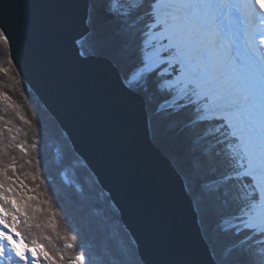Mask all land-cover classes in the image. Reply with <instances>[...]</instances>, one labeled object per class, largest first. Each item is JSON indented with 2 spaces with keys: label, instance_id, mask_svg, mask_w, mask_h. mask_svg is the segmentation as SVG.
<instances>
[{
  "label": "snow or ice",
  "instance_id": "1",
  "mask_svg": "<svg viewBox=\"0 0 264 264\" xmlns=\"http://www.w3.org/2000/svg\"><path fill=\"white\" fill-rule=\"evenodd\" d=\"M86 23L90 31L74 40L82 60L103 57L117 71L121 85L144 95L151 105L154 95L147 85L155 73V90L165 96L157 113L190 106L196 113L188 124L207 121L202 136L185 142V125L157 122L150 116L148 139L182 180V187L198 213L202 237L208 245V264H264V0H90ZM134 13V20L130 17ZM130 21L138 33L134 46L139 63L122 67L131 50L120 28L97 26L98 17ZM32 23L26 0H0V45L9 52L6 27L26 31ZM82 42H84L82 44ZM0 73L15 68L13 87L23 80L10 54ZM4 110L14 109L32 131L27 148L15 143L20 129L0 116V264H88L77 247L76 234L57 231L54 219L38 229H51L63 246L45 247L33 237L26 242L20 228L38 213L51 208L53 196L41 163V127L26 119L12 97L0 90ZM47 117L44 153L61 187L83 210V218L98 227L114 225L112 234H127L119 223L121 210L110 194L104 195L96 174L75 150L57 117L45 104ZM11 137V139H9ZM19 148L30 158L27 166L31 187L22 178L13 151ZM35 153L32 157L31 153ZM40 171V176L37 175ZM41 177H43L41 179ZM51 241L52 237L44 238ZM18 244L20 246H18ZM123 253L130 252L122 242ZM133 264H146L138 252ZM98 264H100L98 258Z\"/></svg>",
  "mask_w": 264,
  "mask_h": 264
},
{
  "label": "water",
  "instance_id": "2",
  "mask_svg": "<svg viewBox=\"0 0 264 264\" xmlns=\"http://www.w3.org/2000/svg\"><path fill=\"white\" fill-rule=\"evenodd\" d=\"M89 2L26 0L32 23L24 32L6 27L9 54L118 205L146 264H208L192 199L149 142L144 95L125 89L103 57L77 55L74 40L90 31Z\"/></svg>",
  "mask_w": 264,
  "mask_h": 264
},
{
  "label": "trees",
  "instance_id": "3",
  "mask_svg": "<svg viewBox=\"0 0 264 264\" xmlns=\"http://www.w3.org/2000/svg\"><path fill=\"white\" fill-rule=\"evenodd\" d=\"M136 14L138 13H134L132 17H130V20H134ZM97 26L100 28L121 29V32L125 37L124 43L128 44L129 49L131 50L128 59L124 61L122 65L123 68L130 70L140 62L134 48L138 42V33L135 28L130 25V21L112 19L101 14L98 17ZM83 43L84 42H82V44ZM8 54L9 52L6 54L4 46L0 45V63H2L4 67H8L6 63ZM12 76H16L17 79H20L15 68H13L12 72L7 75L0 73V90L7 92L12 97V101L20 106V111L26 119H30L35 122V112L37 113V120L39 121L41 127L40 143L42 169L48 182L50 193L53 196L51 208H49L48 205L43 206L47 215L44 213H38L37 216L29 222V225L21 226L20 231L24 236L25 241L30 242V240L35 236L41 240L45 247H52L53 245L56 247H62V239H57L56 233L51 229H38L35 227L36 223L45 224L49 218H52L56 222L57 231H60L61 229L64 230L61 232V236L64 234L71 235L72 233L70 231L76 234L77 247L85 251L88 264H98V258L100 264H133L132 257L137 253V250L129 233L120 234L117 237L112 234V229L115 227L114 225L98 227L86 222L83 218L82 208L75 202L71 194L61 187L59 180L53 169L49 166L44 153V143L47 138V117L40 109V105L42 104L23 80H21L20 85L13 87L12 85L14 81L11 79ZM155 79L156 77L154 72L148 74L147 85L149 92L154 95L151 105H147L149 115L152 119L157 122L178 121L183 123L185 127L181 134V138L185 142H190L193 136H202L211 125L207 121L198 122V125L195 127L188 124V121L193 119L196 115L190 106H186L175 112L157 113V106L161 100L166 97L156 92ZM0 116H3L5 120L11 121L12 126L20 129L15 143L22 144L25 148H27L32 142L33 135L29 126L24 121L19 119V116L14 109L9 108L5 111L2 104H0ZM9 139H11V137H9ZM13 155L16 157L20 165H25L20 169L22 178H25L26 182L31 187L40 185L39 179L33 181L31 175L25 176V174L33 171L32 166L26 165V161L30 157L19 148H16L13 151ZM31 156L34 157L35 153H31ZM37 175L40 176L39 170H37ZM42 178L43 177H41V179ZM45 187L46 185H40L38 188V192L41 194V200L44 199L42 193L45 190ZM104 195L107 194L104 192ZM119 223H121L120 219ZM47 236H51L52 240H45L44 238ZM120 242L130 249L129 253L125 254L122 252Z\"/></svg>",
  "mask_w": 264,
  "mask_h": 264
},
{
  "label": "rangeland",
  "instance_id": "4",
  "mask_svg": "<svg viewBox=\"0 0 264 264\" xmlns=\"http://www.w3.org/2000/svg\"><path fill=\"white\" fill-rule=\"evenodd\" d=\"M18 246H20V245L18 244Z\"/></svg>",
  "mask_w": 264,
  "mask_h": 264
}]
</instances>
